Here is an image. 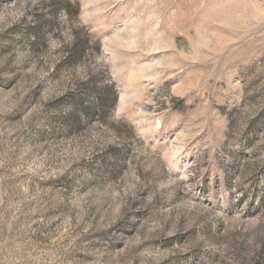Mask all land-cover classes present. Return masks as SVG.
Returning <instances> with one entry per match:
<instances>
[{"label": "rangeland", "instance_id": "rangeland-1", "mask_svg": "<svg viewBox=\"0 0 264 264\" xmlns=\"http://www.w3.org/2000/svg\"><path fill=\"white\" fill-rule=\"evenodd\" d=\"M0 264H264V0H0Z\"/></svg>", "mask_w": 264, "mask_h": 264}, {"label": "trees", "instance_id": "trees-1", "mask_svg": "<svg viewBox=\"0 0 264 264\" xmlns=\"http://www.w3.org/2000/svg\"><path fill=\"white\" fill-rule=\"evenodd\" d=\"M65 10H66V12H70V10H71V5L67 4V5L65 6ZM39 35H40V34H39ZM36 37L39 38L38 35H36ZM78 51H79L80 54L82 55V54L84 53V51H85V46L82 47V48H79ZM109 100H111V101L114 102V100H115V95H114V93H113V94H110V96H108V98H105V99L101 100V102H102V103H107V102L109 103Z\"/></svg>", "mask_w": 264, "mask_h": 264}]
</instances>
